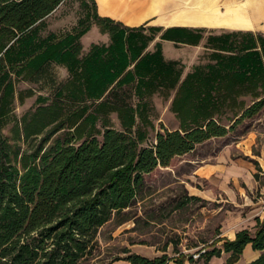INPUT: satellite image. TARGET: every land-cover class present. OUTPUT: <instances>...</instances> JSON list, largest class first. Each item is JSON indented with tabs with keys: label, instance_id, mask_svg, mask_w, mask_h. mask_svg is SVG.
I'll return each instance as SVG.
<instances>
[{
	"label": "trees",
	"instance_id": "16d2710c",
	"mask_svg": "<svg viewBox=\"0 0 264 264\" xmlns=\"http://www.w3.org/2000/svg\"><path fill=\"white\" fill-rule=\"evenodd\" d=\"M65 1L0 0V264H90L99 230L132 206L147 175L264 111V34L211 32L209 63L183 77L179 63L164 58L160 43L149 50L154 34L195 46L206 28H129L100 17L96 2L84 0L90 19L108 27L111 37L80 59L76 52L89 25L41 35L45 20ZM53 65L65 67L68 78L57 85L53 98L38 97L39 106L23 117L22 129L17 125L12 141L42 136L31 153L21 154L2 133L13 113L17 81L37 83ZM170 90H176L171 111L179 129L162 128L153 145L143 146L146 132L133 129L138 120L148 122L142 101ZM128 94L138 100L136 106L126 100ZM111 112L118 113L122 130L106 126L99 141L96 123ZM64 130L73 131L47 146ZM255 228V233L239 231L233 241L199 259L210 264L225 253V264H236L251 245L261 255L249 264H264V222L258 219ZM123 253L107 264L170 261L165 254L150 259L129 248Z\"/></svg>",
	"mask_w": 264,
	"mask_h": 264
},
{
	"label": "rangeland",
	"instance_id": "374dc122",
	"mask_svg": "<svg viewBox=\"0 0 264 264\" xmlns=\"http://www.w3.org/2000/svg\"><path fill=\"white\" fill-rule=\"evenodd\" d=\"M83 1L66 0L45 20L41 29L43 36L50 33L63 35L82 25H89L90 29L80 39L76 52L80 59L86 57L94 47L109 44L111 37L108 27L90 19V8ZM229 31L235 30L232 27L207 28L204 38L195 46L163 41L161 33H157L154 34L155 38L150 43L149 50H154L156 44L160 43L164 58L178 62L185 77L195 66L209 63L211 51L207 48V38L211 32L219 34ZM259 31L264 34L263 29ZM145 34L153 33L146 31ZM67 78L65 67L53 65L37 83L21 79L17 81L13 113L2 133L11 139L12 144L16 143L15 149H20L21 154L31 153L40 143L42 136L31 138L26 143L12 141L17 137V125L22 129L23 117L33 113L39 106L38 97L53 98L54 89ZM175 93L176 90L160 91L142 101V110L148 122L142 124L138 120L133 129L135 131L141 127L146 132V142L143 146L153 145L157 133L162 131V128L170 131L179 129V122L171 111ZM125 98L132 105L138 104V100L129 94ZM250 100L246 99L247 104ZM224 123L227 128L231 127L230 123ZM106 126L122 130V122L117 112L109 113L105 120L96 123L95 134L99 141H102ZM72 131L64 130L53 136L47 146L58 137L67 139ZM86 131L88 132V128ZM83 140L76 143L79 144ZM225 157L228 162L241 159L252 163L258 188L250 193V196L254 199H264V111L259 116L236 125L225 137L211 139L197 146L191 153L175 158L170 167L158 168L147 175L146 185L132 206L114 216L99 230L98 247L90 264H107L116 258H123V251L133 246H137L135 253L142 252L153 256L152 252H146L143 248L153 246L168 258L180 259V254L183 253V259L187 260V256L193 258L190 264H204L202 259L194 256L220 246L218 242L221 222L224 216L235 208L218 190L217 199L213 201L193 199L189 191L194 187L200 190L209 188L210 182L199 175L201 167L222 162ZM241 187H245L242 182Z\"/></svg>",
	"mask_w": 264,
	"mask_h": 264
},
{
	"label": "crops",
	"instance_id": "0c3cea01",
	"mask_svg": "<svg viewBox=\"0 0 264 264\" xmlns=\"http://www.w3.org/2000/svg\"><path fill=\"white\" fill-rule=\"evenodd\" d=\"M94 1L100 17L109 18L129 28L140 26L163 29L232 27L234 30L259 33H261L259 30H264V0ZM260 164L263 167V164ZM199 175L207 179L211 185L205 190L192 188L189 191L192 198L213 201L217 199L216 190H218L231 204H234L235 208L233 212H228L221 222L218 242L220 246L217 248H222L226 240L233 241L241 230L248 229L255 233L257 220L264 222V199H254L250 196L258 188L252 163L241 159L228 162L225 157L222 162L202 166ZM241 182L245 184V187H241ZM136 247L133 246L130 250L135 253ZM143 248L146 252H152L153 256L142 252L136 253L150 259L162 256L156 247ZM260 255L259 251H254L251 245H248L236 264H249ZM228 257V254L223 253L220 258L213 257L210 264H225ZM183 258H185L183 253L180 259L169 258V264H190V256H187V260ZM177 260H184V262L179 263ZM112 264L130 263L120 260Z\"/></svg>",
	"mask_w": 264,
	"mask_h": 264
},
{
	"label": "built area",
	"instance_id": "2783aa9c",
	"mask_svg": "<svg viewBox=\"0 0 264 264\" xmlns=\"http://www.w3.org/2000/svg\"><path fill=\"white\" fill-rule=\"evenodd\" d=\"M199 256H200V254H198V255H195L194 257H195V258H199Z\"/></svg>",
	"mask_w": 264,
	"mask_h": 264
}]
</instances>
